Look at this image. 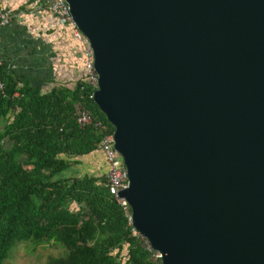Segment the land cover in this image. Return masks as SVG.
<instances>
[{
    "label": "water",
    "instance_id": "1",
    "mask_svg": "<svg viewBox=\"0 0 264 264\" xmlns=\"http://www.w3.org/2000/svg\"><path fill=\"white\" fill-rule=\"evenodd\" d=\"M66 1L160 264H264V0Z\"/></svg>",
    "mask_w": 264,
    "mask_h": 264
},
{
    "label": "trees",
    "instance_id": "2",
    "mask_svg": "<svg viewBox=\"0 0 264 264\" xmlns=\"http://www.w3.org/2000/svg\"><path fill=\"white\" fill-rule=\"evenodd\" d=\"M0 264L24 242L60 243L47 264H160L107 188L100 150L114 128L84 78L49 88L0 67ZM86 108L104 128H82Z\"/></svg>",
    "mask_w": 264,
    "mask_h": 264
},
{
    "label": "crops",
    "instance_id": "3",
    "mask_svg": "<svg viewBox=\"0 0 264 264\" xmlns=\"http://www.w3.org/2000/svg\"><path fill=\"white\" fill-rule=\"evenodd\" d=\"M6 9L14 18L0 26L2 66L44 89L57 78H84L82 43L47 9V0H0V13Z\"/></svg>",
    "mask_w": 264,
    "mask_h": 264
},
{
    "label": "built area",
    "instance_id": "4",
    "mask_svg": "<svg viewBox=\"0 0 264 264\" xmlns=\"http://www.w3.org/2000/svg\"><path fill=\"white\" fill-rule=\"evenodd\" d=\"M47 9L60 20L62 24L71 25L73 28L74 36L81 41L83 48V64H84V79L86 83L93 88L95 92L98 89V73L94 65V56L92 49L81 31L77 28L73 16L70 11V6L66 0H47ZM14 18V12L11 9H6L0 13V26H8L11 24ZM2 63L0 62V67ZM0 89H4L0 77ZM94 94V93H93ZM93 94L91 98H93ZM77 123L80 127L104 128L103 122H96L92 115L86 108H82L77 112ZM100 150L104 155L105 162L108 166L106 174V184L109 192L114 196L119 204L123 207L126 217L128 218L129 224L132 225L131 208L128 202L124 198L119 197V193L129 186V175L128 170L124 164L123 158L120 153L114 147L113 134L105 135L100 143ZM133 231L137 236H140L144 240L145 247L151 252V258L153 260H161L160 253L154 251L151 248L150 242L142 237L133 227Z\"/></svg>",
    "mask_w": 264,
    "mask_h": 264
},
{
    "label": "rangeland",
    "instance_id": "5",
    "mask_svg": "<svg viewBox=\"0 0 264 264\" xmlns=\"http://www.w3.org/2000/svg\"><path fill=\"white\" fill-rule=\"evenodd\" d=\"M64 253L66 249L60 243L45 241L35 244L28 241L16 245L4 264H47L49 257H59Z\"/></svg>",
    "mask_w": 264,
    "mask_h": 264
}]
</instances>
